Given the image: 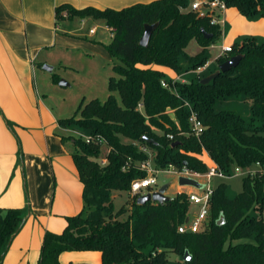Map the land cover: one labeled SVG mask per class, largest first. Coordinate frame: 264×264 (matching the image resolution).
I'll return each instance as SVG.
<instances>
[{
  "label": "trees",
  "instance_id": "trees-1",
  "mask_svg": "<svg viewBox=\"0 0 264 264\" xmlns=\"http://www.w3.org/2000/svg\"><path fill=\"white\" fill-rule=\"evenodd\" d=\"M223 1L248 20L264 19V0ZM189 2L155 0L121 10H78L67 4L56 8L57 21L103 20L113 34L105 48L122 64L112 67L118 78L109 79L110 95L104 102L81 103L79 117L58 120L61 128H76L91 139L87 143L61 137L63 144L73 147L71 156L83 185V209L67 219L60 234H44L38 264H60L61 253L82 251L99 252L101 264H167L168 253L183 258L185 252L190 260L184 264H264V223L255 215L264 209V43L254 37L240 38L228 54L217 57L215 70L207 75L188 83L167 79L156 67L179 74L196 71L207 64L208 48L221 36L220 27L210 24L209 17L188 10ZM154 24L148 46L141 47L144 26ZM191 41L201 48L194 56L186 53ZM237 55L241 59L236 67L206 85L199 83ZM238 97L250 104L248 121L234 111L215 108L217 102ZM184 103L204 126L198 138L191 132ZM170 110L172 116L167 114ZM119 136L131 143L121 142ZM101 144L108 150L104 165L93 161L99 158ZM143 149L153 151L154 166L160 171L172 166L204 174L208 167L201 158L203 152L227 177L233 167L258 165L261 170L245 176L241 192L233 198L227 196V185L219 183L210 199L206 230L180 234L177 228L189 210L185 193L162 205L147 202L142 206L135 195V210L124 221L118 219L122 209L114 212L113 194L128 193L131 182L146 175L138 165L149 159ZM25 214V209H0V264ZM220 217L224 223L218 226ZM240 240L250 242L232 244Z\"/></svg>",
  "mask_w": 264,
  "mask_h": 264
},
{
  "label": "crops",
  "instance_id": "crops-1",
  "mask_svg": "<svg viewBox=\"0 0 264 264\" xmlns=\"http://www.w3.org/2000/svg\"><path fill=\"white\" fill-rule=\"evenodd\" d=\"M152 1L155 0H0V209L26 211L23 224L1 264H38L44 234H60L67 219L78 215L83 209V185L68 152V143L61 142V137L72 136L73 133L58 125L60 117L51 106L46 88V71L42 67L49 66L52 71L56 66L63 68V62H69L67 58L72 56L71 51L83 46L86 41L80 35L77 24L101 23L110 41L113 34L103 20L91 17L57 21L56 8L67 4L78 10L87 7L121 10ZM221 18L223 23L220 29L224 26L226 33H230L231 27L248 24L235 8H227ZM255 20L252 29L246 34L264 43V19ZM97 30L96 26L92 27L85 33V38L96 36ZM222 34L221 30L219 39L208 48L209 61L199 70L179 74L165 67L156 69L169 74L173 82L195 81L196 76H200L210 63H215L222 47L231 46L232 43L218 44ZM239 34L235 35L237 38L234 36L237 40L240 39ZM192 44L196 55L201 48L195 41H191L187 48ZM213 47L218 48V52L211 59L210 50ZM187 48L186 53L194 56L188 53ZM66 84L61 87H68ZM80 103L85 104L84 101ZM216 109L229 110L224 107ZM167 114L172 116L173 112L167 111ZM201 158L205 163L213 164L205 152ZM253 167L259 166L252 165L248 169ZM259 169L254 168L255 171ZM182 188L179 186L178 191L194 192V188ZM191 208L194 212L195 208ZM90 252L95 256L84 258V253ZM66 253L81 254L73 258L65 252L61 253L58 256L60 264L102 263L99 252ZM176 257L177 261L184 264L181 256Z\"/></svg>",
  "mask_w": 264,
  "mask_h": 264
},
{
  "label": "rangeland",
  "instance_id": "rangeland-1",
  "mask_svg": "<svg viewBox=\"0 0 264 264\" xmlns=\"http://www.w3.org/2000/svg\"><path fill=\"white\" fill-rule=\"evenodd\" d=\"M246 19V18H245ZM247 25H238L235 27H231V31L226 33L225 27L222 26L221 30L223 31V36L218 42L220 43H234L237 41V33H240V38L243 37H252L246 34L249 30L252 29L253 23L256 20H248ZM98 29L97 34L94 37L85 38V33H87L92 27H95ZM77 28H80L81 32L80 35L84 37V41H86L83 46H80L74 50L71 51L70 59L67 58V61L63 62V68H59L56 66L55 70L50 72L46 71V77L48 80V84L46 85L47 91L49 92V100L51 103V106L57 111V115L60 117V119H66L70 118L77 114L78 107L81 104V101H84L85 103L89 102L92 99H97L100 102H104L108 96L110 95V92L108 90V82L111 77L116 78V74L112 70V65H121V61L108 53L105 46L108 45L110 42L109 34L106 33L101 27V23H86L83 26L82 25H76ZM236 38H235V37ZM104 38V40L99 41L98 39ZM234 41V42H233ZM97 42V44H95ZM231 44V45H232ZM193 44L189 45L187 48L188 53L194 55L193 50ZM211 59L214 55L217 54L218 48L213 47L211 50ZM113 65V66H114ZM66 70H65V68ZM215 63H210V65L203 70L202 74L200 76L207 75L209 71L215 70ZM165 77L168 79H172L169 74L164 73ZM57 79L54 80L53 77ZM200 76H196L200 78ZM64 81L68 83V87H61L59 86V82ZM115 97V100L117 104H121L119 95L117 92L112 93ZM224 107L225 109L234 110L238 112L244 119H249L251 116L250 113V104L249 102L245 101L242 97L229 99L225 102H217L216 108ZM139 110L142 112V108H139ZM72 131V137L76 139L83 140V137L81 135H85L81 131H79L76 128L68 129ZM156 133L161 134L159 131H156ZM120 141L123 143H131L129 139H125L121 136H119ZM137 144V143H135ZM68 152L71 154L73 152V147L70 143L67 145ZM108 150L105 144H101L100 147V154L99 158L93 159L94 162L99 163L100 165L105 164V156L107 154ZM143 152H145L149 158H150V166L152 169H155L156 174V180L157 185L152 187L153 190H158L163 185H169V188L167 192L165 193L166 196L170 197V199L175 198L177 195L183 193V191H178L179 185H178V175L175 173V170L173 168H168L167 170L160 171L157 168H155L153 163V151H150L148 149H143ZM207 167H210L211 164L206 163ZM254 168L259 169V167H253L250 169H241V168H233L231 171V176L227 179H218L214 178L212 182L210 183L211 186L215 187L218 183L224 182L228 189H227V196L230 198H233L235 195L241 192L242 190V179L247 175H252L256 171ZM261 170V169H259ZM197 181H199L201 184H207L206 180L203 178H197ZM190 187H183L182 189H189ZM113 207L114 212H118L120 209H122V214L119 216V220L124 221L127 220L128 217L134 212L136 204L134 202V198L132 195H130L127 192H118L113 197ZM193 208H191V211ZM192 214V213H191ZM256 215V212H255ZM243 242H250L249 240H240V241H232V244L237 243H243ZM228 243H226L227 246ZM64 253V252H63ZM69 254L70 257L78 258L80 257L81 253H66ZM86 257L84 258H92L94 257V253H84ZM68 256V255H65ZM87 258V259H88ZM177 257L175 254L169 253L167 255V264H182L179 261H177ZM83 262H68L67 264H81ZM89 264V263H87Z\"/></svg>",
  "mask_w": 264,
  "mask_h": 264
},
{
  "label": "built area",
  "instance_id": "built-area-1",
  "mask_svg": "<svg viewBox=\"0 0 264 264\" xmlns=\"http://www.w3.org/2000/svg\"><path fill=\"white\" fill-rule=\"evenodd\" d=\"M227 9L226 4L223 0H192L189 2L188 10L196 12L200 15H205L209 17L210 24L221 26L223 20L221 18L224 11ZM231 51L230 46L222 47L221 55L228 54ZM200 69V68H199ZM198 69V70H199ZM163 87H167V84L161 82ZM184 107L189 109L188 122L191 128L193 136L199 137L204 131L203 124L198 120L196 114L191 110L189 104L184 103ZM169 112H172L171 110ZM85 142L91 141L90 137L87 135H81ZM171 139V137H170ZM139 165V169L146 173L145 177L134 179L130 184L129 194L132 196H143L146 193H152L157 190H153L152 187L157 185V180L155 177L156 171L150 166V158L142 162ZM258 166V165H257ZM169 168H173L169 166ZM174 169V168H173ZM175 173L178 177H188L196 180L197 178H203L206 180L207 184H201L203 187L201 189H194V192L185 193L187 201L189 203V210L187 217L182 225L177 228L178 233H200L206 230L209 222V211H210V199L215 187L211 186L210 183L214 178L226 179L229 178L225 176L215 164H212L207 168V172L204 174H197L187 169H182ZM237 170V168H236ZM191 207H194V212L191 211ZM192 213V214H191ZM256 215L264 223V209L257 211Z\"/></svg>",
  "mask_w": 264,
  "mask_h": 264
},
{
  "label": "water",
  "instance_id": "water-1",
  "mask_svg": "<svg viewBox=\"0 0 264 264\" xmlns=\"http://www.w3.org/2000/svg\"><path fill=\"white\" fill-rule=\"evenodd\" d=\"M156 27H157V24L144 26V31H143V34H142L140 41H139V45L141 47H147L148 46L150 36ZM200 32L204 36L205 39H208L210 37L203 29H201ZM240 59H241L240 55L231 57L230 59H228L224 63L218 65V68L215 72H213L212 74H209L208 76L202 78L199 83L201 85H206V84L210 83L220 73L228 72L230 69L236 67L237 64L239 63ZM42 68H43V70H45L47 72L52 71V68L49 66H46V65H44ZM66 85L67 84L64 81L59 82V86H66ZM144 140L148 143H152L151 140H148L146 138H144ZM177 181H178V185L181 187H190V188H194V189H201L203 187L196 180H194L192 178H188V177L180 176V177H178ZM167 188H168V185H163L155 192L146 193L145 195L138 197L137 204L141 205V206L146 204L147 202H152V203H156L159 205L164 204L165 202L170 200V198L165 195ZM223 223H224V219H223V217H220L218 222H217V225L221 226V225H223ZM182 260H183V262H188L190 260V255L188 254V252L184 253Z\"/></svg>",
  "mask_w": 264,
  "mask_h": 264
}]
</instances>
